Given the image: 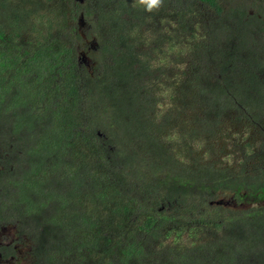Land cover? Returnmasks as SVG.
Returning a JSON list of instances; mask_svg holds the SVG:
<instances>
[{
  "label": "trees",
  "instance_id": "obj_1",
  "mask_svg": "<svg viewBox=\"0 0 264 264\" xmlns=\"http://www.w3.org/2000/svg\"><path fill=\"white\" fill-rule=\"evenodd\" d=\"M241 8L164 0L149 13L136 0H0V221L25 252L3 264H264L263 153L257 174V161L250 166L260 176L246 178L193 149L199 132L218 139L220 121L239 144L245 137L241 158L264 149V139L255 145L264 59ZM197 22L204 31L172 67L187 79H174L180 87L159 111L146 74L167 60L139 46L147 37L148 49L179 54Z\"/></svg>",
  "mask_w": 264,
  "mask_h": 264
},
{
  "label": "rangeland",
  "instance_id": "obj_2",
  "mask_svg": "<svg viewBox=\"0 0 264 264\" xmlns=\"http://www.w3.org/2000/svg\"><path fill=\"white\" fill-rule=\"evenodd\" d=\"M236 1L242 7L241 9L244 11L245 15L247 14L246 17L243 16V18L245 19H243L242 22L248 21V22H245L243 26L249 25L250 27L248 29V33L252 35V39L250 40V43H256V48H258L257 50L259 51L261 57L264 59V25L260 24L259 19L257 17V15L264 17V0H260L259 3L257 4L253 0H236ZM226 5L228 4L226 3ZM256 17H257V21L255 20ZM210 20L211 18L209 19V21ZM166 25H169V24L168 22L165 23V20H164L161 26L163 28V26L166 27ZM203 25L206 27L205 23L199 24L197 22V24L194 25L195 30H196L195 36H192V34H188L185 39L183 38L181 39L183 41L181 42L182 45L180 44L178 45V47L180 48L179 54L178 53L174 54V50L171 47L167 48V46H165L166 50L164 49V50L156 51L153 49L152 50L148 49L149 46L147 45V43H149V38L147 37H145L144 39L147 43L143 41V43L140 44L139 49H141V51L143 52H148V51L151 52L153 54V58L155 61H159V56H164L167 60L166 62H160L159 64L154 63L150 67L149 72H147L146 74L147 79L149 81V86L155 89V91L153 92L154 96L156 97L158 101H161L159 102L160 105H157V109L159 111L168 109V105L170 103L169 95L172 89L175 86H177L178 88L180 87L179 84L176 85L177 81L181 82V85H182V79H187L186 78L187 73L186 74L181 73V77L176 79L175 76L178 73H176L177 72L176 70L173 71L172 67L175 65V61H176L175 59H181V58L186 59V60L188 59L189 57L188 54H190L191 49L189 45L183 44V43H191L192 41L197 42L199 38V34L204 31ZM238 26H240L239 27V30H240V28L242 27L241 23H239ZM206 29L208 30V28ZM194 37H196V39ZM237 38L240 39V35L238 36L237 34ZM232 41H240V40L233 39ZM158 52H160L161 54H157ZM208 65H209V72L213 73L215 70V66H214L215 62H212V63L208 62ZM176 66L177 65H175V67ZM182 67L183 66H181V69H179L180 66H178V70L180 72L183 70ZM174 79H176L177 81L175 82ZM164 89H168V90H164ZM161 103H164V104L161 105ZM203 118L206 119V116H203ZM226 124L227 123H224L221 121L214 124L213 133L216 134L218 139L213 138L211 139V141H209V137L211 135L209 134L208 131L205 130V131L199 132L198 135L202 137V140L201 142H198V144L197 143L193 144V149H195V151L200 154V157L204 160V162L209 163V164L211 163L213 164L214 167H219L227 171L230 170L233 176L236 174L235 172H241V171H243V174H241L242 177L247 178L250 175H254V177H258V175L260 176V174L258 175H255V174H257L258 169L261 166V160L259 158L256 160L257 169L254 172L255 174L252 173L250 166H253V162L250 160L243 161V159L239 156L240 144L237 142L236 138L234 139L230 138L228 135L225 134L227 130H230L231 126L229 125L227 128L224 129L225 132H222V129L224 128ZM178 131L179 130L175 129L172 132L173 133L172 135L174 138L178 137ZM263 139L264 138L260 137L259 135L258 140H255L256 142L255 145L262 147L261 141ZM212 143H213V147L210 149V145ZM177 146L178 148L176 149L179 150L180 153L182 154L188 153V151L185 148L181 147V145H177ZM222 148H224L226 152L231 151V153L227 156L218 154L217 152L221 151ZM262 164L264 165V162ZM24 253L25 252L22 251V257ZM18 264H28V262H23L20 260Z\"/></svg>",
  "mask_w": 264,
  "mask_h": 264
},
{
  "label": "flooded vegetation",
  "instance_id": "obj_3",
  "mask_svg": "<svg viewBox=\"0 0 264 264\" xmlns=\"http://www.w3.org/2000/svg\"><path fill=\"white\" fill-rule=\"evenodd\" d=\"M256 4L259 3L260 0H253ZM259 22H261L264 25V17H261L260 15H257ZM257 17L255 20H257ZM82 52V62H84L86 65H88L91 60V53L92 51L88 50H83ZM263 118H264V113H263ZM264 121V119H263ZM263 121L261 122H255L256 129L260 130L262 132V136L264 138V123ZM255 129V130H256ZM259 133L258 131H256ZM244 133H242V136ZM240 144H243L242 149L244 148L245 144V137H241L240 139ZM251 150L252 153L245 155L242 159L244 161L250 160V161H256L257 156L262 154L264 155V149H262L261 153L256 149L252 148ZM244 153V151H242ZM14 226L11 225H5V223L1 220L0 221V264H3L5 262V258L7 261L9 260H16L19 259V254L22 253L21 247H17L18 245L14 242L15 238V229L13 228ZM12 250L14 252H12Z\"/></svg>",
  "mask_w": 264,
  "mask_h": 264
},
{
  "label": "clouds",
  "instance_id": "obj_4",
  "mask_svg": "<svg viewBox=\"0 0 264 264\" xmlns=\"http://www.w3.org/2000/svg\"><path fill=\"white\" fill-rule=\"evenodd\" d=\"M163 4L164 0H136V5L142 7L146 12L149 13L159 11Z\"/></svg>",
  "mask_w": 264,
  "mask_h": 264
},
{
  "label": "water",
  "instance_id": "obj_5",
  "mask_svg": "<svg viewBox=\"0 0 264 264\" xmlns=\"http://www.w3.org/2000/svg\"><path fill=\"white\" fill-rule=\"evenodd\" d=\"M76 1H78L79 3H82L84 0H76ZM84 24L85 23H84V20L82 18V14H81L80 17H78V25L80 28H82L84 26Z\"/></svg>",
  "mask_w": 264,
  "mask_h": 264
}]
</instances>
